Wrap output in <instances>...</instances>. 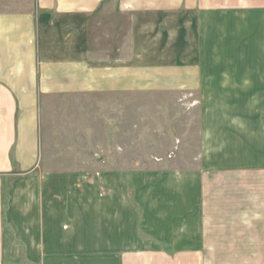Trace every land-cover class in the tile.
<instances>
[{
    "label": "crops",
    "instance_id": "crops-1",
    "mask_svg": "<svg viewBox=\"0 0 264 264\" xmlns=\"http://www.w3.org/2000/svg\"><path fill=\"white\" fill-rule=\"evenodd\" d=\"M27 2L23 10L0 9V258L8 251L17 259L30 251L46 264L53 258L62 264H206L229 257V238L215 235L175 236L169 240L175 253L167 252L165 221L151 208L149 186H138L146 195L138 199L142 212H134L130 187L104 189L116 196L106 200L101 184L134 180L107 164L132 161L117 148L134 145L135 108L150 116L145 95L161 99V91L178 82L149 54L161 50L160 42L146 41L158 26L161 35V18L213 13L215 5L263 13L264 0ZM117 16L127 20L114 32ZM153 124L141 122L139 131ZM81 147L96 153L86 156ZM152 175L143 178L161 179ZM254 241V256L264 258V235ZM241 248L245 259L244 243Z\"/></svg>",
    "mask_w": 264,
    "mask_h": 264
},
{
    "label": "rangeland",
    "instance_id": "rangeland-1",
    "mask_svg": "<svg viewBox=\"0 0 264 264\" xmlns=\"http://www.w3.org/2000/svg\"><path fill=\"white\" fill-rule=\"evenodd\" d=\"M29 4L0 0V9L23 10ZM218 9L162 17L161 35L159 26L149 35L146 41L161 43V50L149 52L151 58L161 60L166 76L178 82L161 91V99L145 95L150 116L135 108L134 145L117 148L132 161L106 168L131 172L134 180L103 182L102 198L114 200L115 195L105 193L110 187H130L134 212H142L138 199L146 191L140 196L138 186H149L151 208L158 207L165 221L161 234L168 239L161 246L167 252L175 253L169 241L175 236L215 235L229 238L224 245L233 253L206 259V264H264V258L254 256L259 245L254 237L264 235V12ZM114 20L118 25L111 29L118 32L127 19ZM141 122L154 123L157 130L139 131ZM95 149L81 147L80 153L93 155ZM147 173H161V179L146 180ZM156 213L151 211L150 218ZM243 243L245 259L237 252ZM2 254L0 264H46L30 258V251L22 259L13 258L11 251ZM49 264L62 260L53 258Z\"/></svg>",
    "mask_w": 264,
    "mask_h": 264
}]
</instances>
